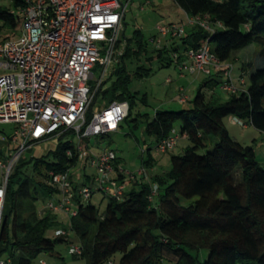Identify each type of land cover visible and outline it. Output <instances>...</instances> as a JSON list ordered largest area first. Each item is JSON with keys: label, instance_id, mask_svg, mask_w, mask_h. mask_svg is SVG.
<instances>
[{"label": "trees", "instance_id": "trees-1", "mask_svg": "<svg viewBox=\"0 0 264 264\" xmlns=\"http://www.w3.org/2000/svg\"><path fill=\"white\" fill-rule=\"evenodd\" d=\"M175 2L188 15L208 16L212 26L210 30L199 25L188 28L178 38L183 51L174 47V43L172 49L164 45L155 50L161 66L175 63L170 51L177 52L182 60L185 53L198 50L207 40L212 54L223 63L234 60L237 52L253 43L259 44L264 58V0ZM24 3L25 0H11L10 6L0 5V36L5 27L16 28L20 24L15 12ZM126 38L124 55L94 95L88 122L101 102L108 105L127 101L130 109L126 119L132 117L138 97L130 90L132 74L127 61L146 53L147 43L139 30ZM151 72V67L142 66L133 74L145 77ZM247 77L249 86L240 87L246 86ZM233 79L238 89L226 100L215 94L208 96L205 89L223 88L229 78L225 81L211 78L189 100L190 108L157 110L153 119L146 121L145 133L156 143L173 131L178 132L177 123L180 136L192 143L183 154L172 155L169 171L155 174L147 182H134L121 200L108 198L103 215L94 204L83 203L77 194V214L72 216L70 227L83 243L80 256H88L89 264H111L117 253H122L120 264H264V165L257 159L254 146L243 145L233 138L224 122L232 116L264 132V64L257 66L249 61L240 71L239 83ZM141 101L146 103L145 95ZM131 119L136 121L137 116ZM67 134L73 133L63 134L55 150L42 157L21 158L9 176L0 258L5 255L12 264H34L40 254L54 253L56 243L67 235L57 236L56 240L49 238L47 233L58 216L46 209L41 212L37 206L46 204L58 193L49 183L50 173L67 172L79 160L74 142L64 140ZM215 138L212 151L198 153L206 148L208 140ZM150 149L142 156L146 169L156 164ZM29 164L33 166L32 172L26 169ZM36 174L46 179L37 182ZM93 181L92 178L89 186H93ZM152 184L158 190L150 199ZM79 186L74 184L76 192ZM203 249L209 254L201 261L199 254Z\"/></svg>", "mask_w": 264, "mask_h": 264}, {"label": "built area", "instance_id": "built-area-1", "mask_svg": "<svg viewBox=\"0 0 264 264\" xmlns=\"http://www.w3.org/2000/svg\"><path fill=\"white\" fill-rule=\"evenodd\" d=\"M130 1L25 0L24 6L15 12L22 21L20 38L14 40L11 35L0 38V69L3 71L0 75V123L16 124L13 141L18 144L15 154L7 161H0L3 171L0 239L9 176L25 151L42 142L58 141L70 131L80 140L109 135L117 131L128 116L129 103L113 101L94 108L89 122L87 117L96 91L110 78L125 53L124 21ZM186 17L184 25L159 26L162 36L178 39L185 34L187 24L211 29V21L206 15L186 14ZM217 25L222 24L217 22ZM187 55L190 64L179 59L177 52L172 55L182 74L183 71L205 74L223 71L230 81L223 89L229 93L237 91L233 79L234 65L219 61L212 54L208 40ZM97 67L101 76L93 88L90 82ZM171 81L170 78L166 80L167 83ZM178 100L183 104L190 100L183 88ZM237 121L240 125L245 124ZM180 138V134L173 131L156 143V150L167 153L176 147ZM78 150L79 158L85 160L84 147L79 145ZM88 160L96 171L94 184L81 185L77 192L69 171L50 173L49 183L58 190L59 198L50 199L46 210L75 216L77 194L82 200H89L95 192L121 200L129 186L149 175L144 166L136 173L126 172L116 163L118 158L114 150H105ZM157 190L158 186L152 184L150 199ZM66 234L64 229L56 231V236ZM70 252L80 256L83 248L73 246ZM39 263L47 264L44 259ZM0 264H12V260L0 258Z\"/></svg>", "mask_w": 264, "mask_h": 264}, {"label": "rangeland", "instance_id": "rangeland-1", "mask_svg": "<svg viewBox=\"0 0 264 264\" xmlns=\"http://www.w3.org/2000/svg\"><path fill=\"white\" fill-rule=\"evenodd\" d=\"M11 0H0V5L10 6ZM186 13L182 10L175 0H131L128 4L126 17L124 21V33L125 36L131 38L135 30H139L142 34L144 43H147V52L142 53L137 60H128V70L132 74L130 82V90L136 92L137 101L133 111L132 117L137 116V120L133 121L131 118L124 120L117 131L105 136H91L88 139H78V137L67 134L64 140H72L76 147L82 145L87 153L85 160H79L70 168L69 175L77 185H90L92 178L96 175L95 169L90 166L89 158L91 156L100 155L105 150H114L117 154V158L120 166L128 173H136L142 167V156L147 153V148L150 149V154L157 161L155 168L156 174H164L171 169V157L172 155H181L185 152L186 148L192 145V143L185 137L181 136L176 147L167 152L160 153L156 150V143L154 138L145 133L146 121L153 119L157 110H180L187 109L192 106L191 102L188 103H171L176 100L179 95L178 87L182 86L185 89V94L189 99H193L196 95L199 87L207 80L211 78H217L220 80H227L228 76L222 72L213 71L211 74L199 73L200 78L193 81L189 76L187 80H181L179 77L181 71L175 63L170 66H161L157 53L155 50L162 48L164 45L171 46L174 43V47H178L180 51H183V45L178 39L167 40L162 36L159 26H168L170 24H182L184 25L186 20ZM22 21L16 28L10 26L5 27L3 34L0 38H4L7 35H11L12 39L16 40L21 36ZM188 29L189 25H185ZM160 39V42H159ZM173 52L170 51L169 55L172 56ZM236 56L238 57L236 59ZM250 60L257 66L264 64V58L260 55V46L257 43L251 44L249 47L242 49L235 54V59L230 61L234 65L233 77L235 83L239 82L236 77L239 76L240 69L246 61ZM152 68L150 75L145 77L135 76L134 70L137 67ZM3 72V71H2ZM188 74V73H185ZM189 75V74H188ZM100 71L95 72L94 79L90 82L91 85L96 86L98 79L100 78ZM170 78L171 83H167L166 80ZM113 78L108 81L110 84ZM249 78L247 77L246 86H249ZM208 96L215 94V97L222 100L228 99L230 93L224 90L222 87H217L214 91L205 89ZM146 96V103H142L141 99ZM178 99V98H177ZM179 101V100H178ZM104 103L97 104L96 107L102 106ZM95 107V108H96ZM141 113V116L138 114ZM226 128L231 135L238 138L243 144L252 145L255 148L256 156L259 160H264V134L258 132L251 124H248L246 120L242 121L244 125H240L236 118L228 116L224 119ZM176 130L180 133V123L175 125ZM15 133L14 124H1L0 136L5 135V138L13 136ZM217 139L208 140L205 149L198 151L199 154H205L210 152L214 148V144ZM10 143V150L6 155L0 153V161H7L10 156L17 152L18 144ZM88 146V148H86ZM55 141H46L32 146L29 150L25 151L23 158L42 157L44 154L55 150ZM1 151V149H0ZM52 160V158H51ZM25 161V159H24ZM42 168V167H41ZM29 172L33 171L32 164L26 166ZM148 172L150 169H146ZM42 171V169H41ZM150 173V172H149ZM3 179V171L0 167V183ZM34 179L38 181H44L45 176L36 174ZM48 183V180H46ZM131 187L129 186L128 189ZM83 203H92L103 215L107 203L108 197L104 196L100 192H95L89 200H82ZM39 211L43 212L44 203H37ZM76 208V206H74ZM77 209V208H76ZM72 216L65 212H60L59 217L55 221L53 228L47 233V236L53 240L57 239L56 230L64 229L67 232L65 239L61 242H57L55 245L54 253H42L34 261V264H40V259H44L47 264H89L88 256H78L70 252L73 246L82 245L81 239L71 229ZM208 250L203 249L200 251V259L204 261L208 257ZM122 253L115 254L111 260V264H120ZM5 258V255L2 257ZM167 263V262H166ZM240 264H256L255 262H245Z\"/></svg>", "mask_w": 264, "mask_h": 264}, {"label": "crops", "instance_id": "crops-1", "mask_svg": "<svg viewBox=\"0 0 264 264\" xmlns=\"http://www.w3.org/2000/svg\"><path fill=\"white\" fill-rule=\"evenodd\" d=\"M191 26H189L188 28H190ZM186 30H187V28H186ZM170 39H172L171 37H167V40H170ZM238 57L236 56V59H237ZM182 60L183 61H186V62H188L189 64H190V61H189V58H188V55H187V53H185V55L183 56V58H182ZM250 60H248L247 59V61H246V63L245 64H247L248 62H249ZM251 62V61H250ZM245 64H243V66L245 65ZM242 66V67H243ZM242 67H241V69H240V71H242ZM185 73H188V74H185ZM2 74V70L0 69V75ZM239 75H240V73H239ZM191 77V79L193 80V81H196L197 82V80L200 78V75H199V73H190V72H188V71H183V74H182V72L180 73V75H179V77L181 78V80H187V78L188 77ZM238 77L239 76H237L236 77V80L238 81ZM240 87H245L244 85H239ZM181 88H183L184 89V87H183V85L182 86H180V87H178V91L180 92V89ZM186 89V88H185ZM184 89V90H185ZM180 94V93H179ZM179 96V95H178ZM178 97H176V100L177 101H172L171 103H174V102H178V103H180L179 101H178V99H177ZM1 124H6V123H0V125ZM9 124H14V123H9ZM249 124V123H248ZM15 125V129H16V124H14ZM226 126V125H225ZM256 129V128H255ZM228 130V129H227ZM257 130V129H256ZM258 132H260L261 134H264V132H261V131H259V130H257ZM230 133V132H229ZM15 134V133H14ZM233 138H235L237 141H239L238 140V138L236 137V136H234V135H231ZM186 138V137H185ZM188 139V138H187ZM51 141H53V140H51ZM55 141V144H56V146H57V144H58V141H56V140H54ZM14 141H13V136H11V137H9L8 139L7 138H5V135H1L0 136V149H1V151H0V153L4 156V155H6L7 153H8V151L10 150V143H12V144H14L13 143ZM240 142V141H239ZM156 143V142H155ZM240 143H242V142H240ZM243 144V143H242ZM243 145H248V144H243ZM252 146V145H251ZM25 159H27V158H25ZM258 159V158H257ZM259 160V159H258ZM262 163H263V165H264V160H260ZM119 164V163H118ZM120 165V164H119ZM156 166H157V161H156V164H155V166L153 167V168H151L150 169V173H149V175H148V177H147V179L146 178H144V179H140V180H138L137 182H141V181H150L151 180V178H152V176H154L156 173H155V168H156ZM134 184V183H133ZM132 184V185H133ZM131 185V186H132ZM130 186V187H131ZM53 199L54 198H59V194L58 193H56L55 195H53V197H52ZM47 204V203H46ZM46 204H44V206L43 207H41V208H43L44 210H45V208H46ZM54 213V212H53ZM59 213L60 212H56L55 214L59 217Z\"/></svg>", "mask_w": 264, "mask_h": 264}]
</instances>
